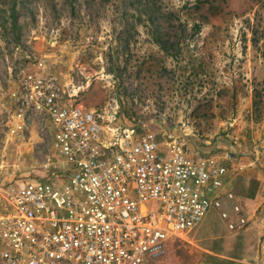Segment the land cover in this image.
I'll return each instance as SVG.
<instances>
[{
  "label": "rangeland",
  "instance_id": "rangeland-1",
  "mask_svg": "<svg viewBox=\"0 0 264 264\" xmlns=\"http://www.w3.org/2000/svg\"><path fill=\"white\" fill-rule=\"evenodd\" d=\"M16 12L14 28L0 27L4 108L22 74L49 75L67 105L105 128L216 157L226 168L222 208L231 221L234 205L247 214L245 199L264 183V0H16ZM1 130L0 205L11 188L63 167L48 123ZM228 223L209 209L169 240L162 264L245 259L248 226Z\"/></svg>",
  "mask_w": 264,
  "mask_h": 264
},
{
  "label": "built area",
  "instance_id": "built-area-1",
  "mask_svg": "<svg viewBox=\"0 0 264 264\" xmlns=\"http://www.w3.org/2000/svg\"><path fill=\"white\" fill-rule=\"evenodd\" d=\"M9 102L4 108L0 97V143L2 127L14 134L30 122L48 123L63 167L6 193L0 264H162L169 240L193 230L209 209L230 230L249 224L238 205L234 221L222 208L217 193L226 168L216 157L105 128L95 113L67 105L53 77L35 71L20 76Z\"/></svg>",
  "mask_w": 264,
  "mask_h": 264
},
{
  "label": "crops",
  "instance_id": "crops-1",
  "mask_svg": "<svg viewBox=\"0 0 264 264\" xmlns=\"http://www.w3.org/2000/svg\"><path fill=\"white\" fill-rule=\"evenodd\" d=\"M245 200V216L249 224L243 234L253 245L252 248L250 243L246 246L249 250L243 257L245 259H237L233 264H264V183L250 199Z\"/></svg>",
  "mask_w": 264,
  "mask_h": 264
},
{
  "label": "trees",
  "instance_id": "trees-1",
  "mask_svg": "<svg viewBox=\"0 0 264 264\" xmlns=\"http://www.w3.org/2000/svg\"><path fill=\"white\" fill-rule=\"evenodd\" d=\"M6 23L12 28L17 25L16 0H1L0 27Z\"/></svg>",
  "mask_w": 264,
  "mask_h": 264
},
{
  "label": "bare ground",
  "instance_id": "bare-ground-1",
  "mask_svg": "<svg viewBox=\"0 0 264 264\" xmlns=\"http://www.w3.org/2000/svg\"><path fill=\"white\" fill-rule=\"evenodd\" d=\"M223 181H224V180H223ZM214 191L217 192L218 190H214ZM214 191H213V192H214ZM181 234H183V233H181ZM175 235H177V234H175Z\"/></svg>",
  "mask_w": 264,
  "mask_h": 264
}]
</instances>
